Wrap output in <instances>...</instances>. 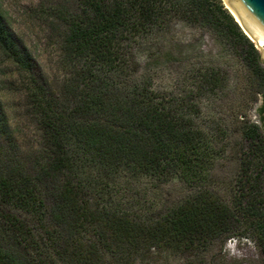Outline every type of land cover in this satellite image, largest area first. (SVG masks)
Segmentation results:
<instances>
[{
    "label": "trees",
    "instance_id": "trees-1",
    "mask_svg": "<svg viewBox=\"0 0 264 264\" xmlns=\"http://www.w3.org/2000/svg\"><path fill=\"white\" fill-rule=\"evenodd\" d=\"M57 9L63 49L76 71L67 101L38 99L45 164L34 173L0 157V264H126L148 247L253 238L264 253V134L244 124L249 143L229 200L207 186L212 148L194 123L195 106L167 99L137 76L140 43L166 38L176 19L210 16L247 44L264 116V62L222 0H76ZM137 40L138 46H135ZM139 41V42H138ZM0 52L32 71L31 53L0 13ZM216 75L203 84L217 87ZM9 124L0 103V140ZM171 177L195 192L163 215L130 217L114 183ZM192 188V189H193Z\"/></svg>",
    "mask_w": 264,
    "mask_h": 264
},
{
    "label": "rangeland",
    "instance_id": "rangeland-1",
    "mask_svg": "<svg viewBox=\"0 0 264 264\" xmlns=\"http://www.w3.org/2000/svg\"><path fill=\"white\" fill-rule=\"evenodd\" d=\"M75 1L0 0L9 31L33 58L32 71L26 72L0 52V103L9 124V137L0 140V157L17 160L32 173L45 164L47 155L38 99H50L57 106L65 101L69 106L71 99L68 85L76 64L64 52V27L57 9L73 11ZM134 44L138 46L137 40ZM140 45L137 76L167 99L196 107L194 123L206 133L212 148L207 186L231 199L249 148L244 124L255 123L264 134V116L258 113L259 80L247 60V44L199 12L193 21L176 19L166 38ZM205 73L216 75L217 87L203 84ZM192 188L166 177L117 182L110 190L119 209L146 219L183 202L195 192ZM126 264H264V253L253 238H230L200 242L190 250L165 244L146 247L127 258Z\"/></svg>",
    "mask_w": 264,
    "mask_h": 264
},
{
    "label": "water",
    "instance_id": "water-1",
    "mask_svg": "<svg viewBox=\"0 0 264 264\" xmlns=\"http://www.w3.org/2000/svg\"><path fill=\"white\" fill-rule=\"evenodd\" d=\"M243 33L261 51L264 62V49L257 42L264 43V0H222ZM245 28V29H244ZM248 32H246V31Z\"/></svg>",
    "mask_w": 264,
    "mask_h": 264
},
{
    "label": "bare ground",
    "instance_id": "bare-ground-1",
    "mask_svg": "<svg viewBox=\"0 0 264 264\" xmlns=\"http://www.w3.org/2000/svg\"><path fill=\"white\" fill-rule=\"evenodd\" d=\"M245 29V28H244ZM246 31V30H245ZM247 32V31H246ZM248 33V32H247ZM255 43L260 46L262 49H264V43L263 42H257L256 40H254Z\"/></svg>",
    "mask_w": 264,
    "mask_h": 264
}]
</instances>
